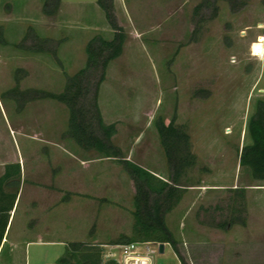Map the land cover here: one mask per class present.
I'll use <instances>...</instances> for the list:
<instances>
[{"label":"rangeland","instance_id":"1","mask_svg":"<svg viewBox=\"0 0 264 264\" xmlns=\"http://www.w3.org/2000/svg\"><path fill=\"white\" fill-rule=\"evenodd\" d=\"M43 1L0 0V36L6 42L0 44V173L4 164L20 159L26 184L35 187L25 186L0 264H55L69 242L100 245L106 262L117 258L124 245L114 242L132 236L133 182L118 159L77 147L66 135L67 108L49 98H35V92L61 93L66 76L84 66L87 42L96 35L111 40L114 32L97 0H62L52 17L43 14ZM203 1L207 4L194 14ZM112 2L115 22L126 40L121 56L108 64L97 95L104 123L115 124L109 143L120 150L122 159L167 178L154 122L162 118L168 124L175 117V124L190 137L197 165L182 180L188 186L165 223L185 264H234L226 233L238 237L241 225L223 230L215 224L231 216L250 228L264 222V191L255 188L264 181L253 180L239 166V152L250 143L248 118L256 102L264 101V64L250 53L255 37L264 33L256 27L264 24V0ZM29 28L53 41L56 58L38 53L35 61L28 60L22 76L17 69L23 61H12L16 43ZM243 29L247 34L241 37ZM97 78L98 73L88 77L86 106ZM13 88L30 92L27 97L34 99H26L19 108L21 101L7 94ZM60 146L89 161L91 173H104L105 191L96 197L93 191L71 196L67 191L83 187L67 175L65 157L69 158ZM97 159L100 163L93 164ZM74 170L81 173V167ZM60 172L54 185L51 177ZM31 173L37 174V183H31ZM121 185L124 191H118ZM56 186L59 193L50 196L30 192L53 191ZM236 188L245 189L243 208L231 202L230 191ZM253 247L235 264L262 263V245ZM153 264L181 262L165 244Z\"/></svg>","mask_w":264,"mask_h":264},{"label":"trees","instance_id":"2","mask_svg":"<svg viewBox=\"0 0 264 264\" xmlns=\"http://www.w3.org/2000/svg\"><path fill=\"white\" fill-rule=\"evenodd\" d=\"M61 1L44 0L43 14L49 17L56 15ZM206 4V1L198 4L194 8V14H198ZM97 5L102 10L108 26L114 32L112 39L107 40L100 35L92 37L85 46L84 66L73 75L66 76L63 91L59 94L35 92L38 94L35 98H49L63 104L68 111L67 137L85 152L96 151L106 158L118 159L131 178L135 190L132 200V236H121L114 244L132 242L169 244L181 264H185L178 251L177 241L165 223V217L179 204L183 193L182 188L188 186L187 183L183 184L182 180L186 179L188 172L196 167L197 157L192 152L188 133L182 126L175 124V117L168 124L162 118H157L154 122L159 145L169 171L165 180L156 177L149 170L130 160L122 159L120 150L110 145L109 142L116 133L115 124L104 123L97 104V95L100 85L105 80L108 64L120 57L123 52L126 35L115 22L112 0H97ZM0 44H6L1 36ZM53 44V41L40 38L29 28L16 47L33 53H49L56 58V48H51ZM94 73H98V78L89 100L90 103L86 106L84 101L89 99L91 92V86L87 80ZM7 94L21 101L19 108L26 99H34L27 97L30 92H19L16 88L8 91ZM246 131L250 143L244 145L239 152V166L247 169L253 180L264 181L263 100L256 102L254 112L248 118ZM20 183V164L6 165L0 177V244L6 231L10 212L18 196ZM8 188H12V191H6ZM230 192L234 193L231 202L243 208L245 189L236 188ZM234 210L237 212V209L233 208L232 211ZM236 224L244 226L245 221L231 216L227 221L216 223L215 227L225 230ZM102 252L100 245L69 242L65 245L63 254L56 259L55 264H116L113 260L104 262Z\"/></svg>","mask_w":264,"mask_h":264},{"label":"crops","instance_id":"3","mask_svg":"<svg viewBox=\"0 0 264 264\" xmlns=\"http://www.w3.org/2000/svg\"><path fill=\"white\" fill-rule=\"evenodd\" d=\"M18 43L19 42H17L16 45ZM16 49L17 50H15V51L17 53V57H16L15 61H12V62H14L16 64V61H18V62L23 61V65H19L20 69H17V71L21 72V75L24 76V75H26L25 70H28V68L25 66V65H28V60L31 59V60L35 61L36 58H38L37 57L38 53H33V52L26 51V50H21V49L19 50V48H16ZM60 147H58L59 150L63 154L66 153V156H68V158H69V161H66L67 157H65V162H68V166H67V173L68 174L67 175H69L72 178V181L75 182V184L79 185L81 188L83 187V190L71 189L70 191H67L71 194V196L74 197V195H78V194L79 195L80 194L87 195V194H89L90 191H93V196L96 197V196H98V194H100L99 191H105L104 173L100 174V171H97V173H91V171L89 170V168H90V165H89L90 162L89 161L79 159L78 157L76 158L73 155H70V153L64 147H62V146H60ZM62 158L64 159V157H62ZM92 162H93V164H99L100 159H97V160L92 161ZM15 163L20 164L21 179L23 178V183L21 180L19 190H18L19 193H18L17 199L15 201L13 210L10 212L6 231L4 232L3 239H2L1 244H0V255H1V253L5 252V246L7 244V238H8L9 231H10V226H11L10 223L12 221V216L15 214V211L18 207L21 196L24 194L25 186L28 185V187H31V188L34 187L32 184H28V183L26 184V182H25L26 172L21 165L20 159H18L16 161L8 162L7 164H4L2 166V169H1L0 177L3 175L6 165L15 164ZM75 165L77 167H81V173L74 170V168L76 169ZM149 171L151 173H153L156 177H158L162 180L166 179V177H163V176L153 172L152 170H149ZM61 172L57 173L54 178L51 177V180H52L51 182L53 184H54L55 179L58 180L59 176L61 175ZM31 174H32V177L34 180V181L32 180L31 183H37V182H35V180H37V177H38L37 174H35V173H31ZM100 175H102L103 177L101 178ZM80 177H82V178H80ZM72 184H74V183H72ZM255 188H259L258 191L259 190L264 191V186H259V187H255ZM57 189L59 190V188L57 187L53 191H30V192H33V194H35V192H39L40 197H41V195L50 196L53 193L54 194L59 193L57 191ZM252 189H254V187ZM60 190H62V189H60ZM215 190H217V189H215ZM248 190H251V189L248 188ZM4 191H5V187H4ZM118 191H124L122 185L118 188ZM131 191H135L134 186L131 189ZM25 214H26V210H25ZM230 227H233V226H230ZM240 227H241V232H240L241 235H239L238 237L232 238V236L228 235L229 234L228 232H227L228 234L226 233L225 245H226L228 251L230 252V254L232 256V260L234 259L237 261L240 258H242V260H244L247 256V252H252L253 250H255V247H253L254 245H262L261 253H262V257H263L262 258L263 262L260 264H264V222H260L259 226L258 225L257 226L252 225V228H250V226H248V224L245 226H240ZM236 261L234 262V264L236 263Z\"/></svg>","mask_w":264,"mask_h":264},{"label":"built area","instance_id":"4","mask_svg":"<svg viewBox=\"0 0 264 264\" xmlns=\"http://www.w3.org/2000/svg\"><path fill=\"white\" fill-rule=\"evenodd\" d=\"M260 36H264V33L257 35L253 42H255L257 40V37H260ZM158 254H160L159 253V243L132 242V243L120 245L118 257L117 258L114 257L109 260L115 261L116 264H138V258H142L146 255H150L152 262H153L154 255H158Z\"/></svg>","mask_w":264,"mask_h":264},{"label":"clouds","instance_id":"5","mask_svg":"<svg viewBox=\"0 0 264 264\" xmlns=\"http://www.w3.org/2000/svg\"><path fill=\"white\" fill-rule=\"evenodd\" d=\"M258 29H264V24H258ZM247 34V29H243L240 32L241 37ZM251 56L257 58L262 64H264V36L257 37V40L252 43L250 48ZM234 62V59H233ZM230 132V129H226V134ZM138 264H153L151 256L146 255L142 258H138Z\"/></svg>","mask_w":264,"mask_h":264},{"label":"water","instance_id":"6","mask_svg":"<svg viewBox=\"0 0 264 264\" xmlns=\"http://www.w3.org/2000/svg\"><path fill=\"white\" fill-rule=\"evenodd\" d=\"M164 246H165V244H163V243L159 244V253L160 254H162L164 252Z\"/></svg>","mask_w":264,"mask_h":264}]
</instances>
